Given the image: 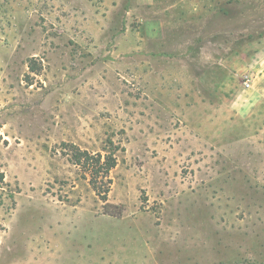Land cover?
Instances as JSON below:
<instances>
[{"label": "rangeland", "instance_id": "1", "mask_svg": "<svg viewBox=\"0 0 264 264\" xmlns=\"http://www.w3.org/2000/svg\"><path fill=\"white\" fill-rule=\"evenodd\" d=\"M259 45L264 0H0V264H264Z\"/></svg>", "mask_w": 264, "mask_h": 264}, {"label": "trees", "instance_id": "2", "mask_svg": "<svg viewBox=\"0 0 264 264\" xmlns=\"http://www.w3.org/2000/svg\"><path fill=\"white\" fill-rule=\"evenodd\" d=\"M69 148L66 155L72 164L78 167L84 177L89 180L94 191L105 203V207H110L108 203V195L111 190L112 180L111 172L118 165V156L116 148H109L104 153H91L83 150L75 145L66 146ZM0 183H5V176L0 173ZM118 215H121L119 213Z\"/></svg>", "mask_w": 264, "mask_h": 264}, {"label": "crops", "instance_id": "3", "mask_svg": "<svg viewBox=\"0 0 264 264\" xmlns=\"http://www.w3.org/2000/svg\"><path fill=\"white\" fill-rule=\"evenodd\" d=\"M227 6V4H226ZM219 13L223 17H227V14L222 9L219 10ZM257 33L256 32H253ZM259 40L256 42L259 44L260 42V36H258ZM253 54L250 55V57L246 56L245 58H237L233 59L230 62H228V65L231 67H239L238 72L239 74L241 72H246L245 78L249 82V86L247 87L244 82L245 90H255V94H253L252 100H249L248 104H245V102H241V107H245V105H256L258 103H261L264 101V45H259L256 49L253 48ZM246 94H239L238 98L240 100H244Z\"/></svg>", "mask_w": 264, "mask_h": 264}, {"label": "built area", "instance_id": "4", "mask_svg": "<svg viewBox=\"0 0 264 264\" xmlns=\"http://www.w3.org/2000/svg\"><path fill=\"white\" fill-rule=\"evenodd\" d=\"M245 85H246L247 87L249 86V82H248L247 79H246Z\"/></svg>", "mask_w": 264, "mask_h": 264}]
</instances>
